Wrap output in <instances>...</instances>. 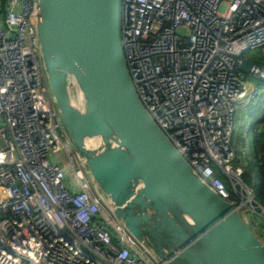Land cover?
<instances>
[{"label": "built area", "instance_id": "1", "mask_svg": "<svg viewBox=\"0 0 264 264\" xmlns=\"http://www.w3.org/2000/svg\"><path fill=\"white\" fill-rule=\"evenodd\" d=\"M36 9L35 0H0V264H157L75 153L51 96ZM121 38L151 117L205 183L238 205L215 169L244 184L233 134L239 109L261 99L248 77L264 81V65L240 64L264 52V0H121ZM248 213L264 237V215Z\"/></svg>", "mask_w": 264, "mask_h": 264}, {"label": "water", "instance_id": "2", "mask_svg": "<svg viewBox=\"0 0 264 264\" xmlns=\"http://www.w3.org/2000/svg\"><path fill=\"white\" fill-rule=\"evenodd\" d=\"M51 96L76 155L157 264H264V241L217 195L142 104L125 59L121 0H35ZM246 57L240 68L249 72Z\"/></svg>", "mask_w": 264, "mask_h": 264}, {"label": "rangeland", "instance_id": "3", "mask_svg": "<svg viewBox=\"0 0 264 264\" xmlns=\"http://www.w3.org/2000/svg\"><path fill=\"white\" fill-rule=\"evenodd\" d=\"M246 56L248 58H250L251 60H253L254 62L264 64V52L260 49L251 50L246 54ZM248 80L253 82L255 85H257L261 89V91H262L261 98L263 97V100H264V81L254 79V78H250V77H248ZM263 114H264V108L260 112L254 114L252 117L250 115L246 116V113L243 110V108L239 109L238 115H237L238 126H237V128L233 134L234 146H235V149L237 150L235 160L233 161V166H237V163H240L243 159L244 160L251 159L252 156H254L253 155V153H254V143H253L254 139L252 137L253 136L252 128H250L249 130H246L245 124L248 123V124L253 125V123L255 121H257V120H259V118L263 117ZM263 149H264V138H262V145L259 147L258 150L264 151ZM263 160H264V155H263ZM256 172H257V168L255 169V174H256ZM228 179L231 182L233 187H237V190L239 192V196L241 197L240 201L237 202V204H238L237 206H240V207L242 206L240 208V211L242 213L243 218L247 219V217H248L247 210L248 211L249 210H253V211L255 210L258 214L264 215L262 211L260 212V209H258L259 210L258 211L257 208L254 207V205L252 204L253 201L250 200V198L248 197V194L246 193V188H247L246 185L245 184H242V186L238 185V184L234 185V183L236 184V181L231 180L229 177H228ZM259 236L264 241V237L261 236L260 234H259Z\"/></svg>", "mask_w": 264, "mask_h": 264}, {"label": "trees", "instance_id": "4", "mask_svg": "<svg viewBox=\"0 0 264 264\" xmlns=\"http://www.w3.org/2000/svg\"><path fill=\"white\" fill-rule=\"evenodd\" d=\"M263 108L264 100L262 97L259 102L246 106L244 110L247 115H250L252 117L254 114L260 112ZM261 123V120L255 121L254 127L252 128L254 139V156H252L251 159H243L240 163H237L236 167H241L243 169L242 181L248 188L252 190L255 197L256 205H260L262 208H264V161L260 159L258 150L262 144V138H264V131H257ZM256 168L257 172L255 174ZM215 170L217 176H219V178H221L222 181L225 183L226 188L230 192L231 198L236 201V203L239 202L241 197L239 196L238 190L236 191L234 189L228 177L225 176L217 167ZM247 214H250L248 213V210Z\"/></svg>", "mask_w": 264, "mask_h": 264}, {"label": "crops", "instance_id": "5", "mask_svg": "<svg viewBox=\"0 0 264 264\" xmlns=\"http://www.w3.org/2000/svg\"><path fill=\"white\" fill-rule=\"evenodd\" d=\"M245 108H243V110H244ZM245 111V110H244ZM246 113V112H245ZM246 116H248L247 115V113H246ZM246 120V119H245ZM259 120H261L262 121V123L259 125V127H258V129H257V131L258 132H262V131H264V114H263V117H261V118H259ZM243 121V120H242ZM248 124V123H247ZM247 124H245V126L247 125ZM254 127V123H253V125H251L250 124V128H253ZM253 137V136H252ZM253 143H254V141H253ZM262 145V144H261ZM264 150V149H263ZM261 151V152H260ZM263 153V154H262ZM263 155H264V151H262V150H259V156H260V159L262 160V161H264L263 160ZM264 209V208H263ZM260 237V236H259ZM261 238V237H260ZM262 239V238H261ZM263 240V239H262Z\"/></svg>", "mask_w": 264, "mask_h": 264}]
</instances>
